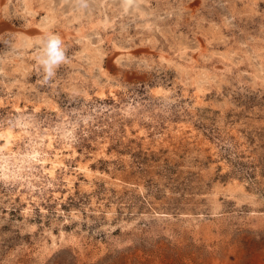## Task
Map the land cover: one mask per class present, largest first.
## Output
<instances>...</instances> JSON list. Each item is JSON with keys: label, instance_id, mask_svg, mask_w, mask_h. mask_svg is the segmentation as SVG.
<instances>
[{"label": "rangeland", "instance_id": "rangeland-1", "mask_svg": "<svg viewBox=\"0 0 264 264\" xmlns=\"http://www.w3.org/2000/svg\"><path fill=\"white\" fill-rule=\"evenodd\" d=\"M0 19V264H264V0Z\"/></svg>", "mask_w": 264, "mask_h": 264}, {"label": "clouds", "instance_id": "clouds-1", "mask_svg": "<svg viewBox=\"0 0 264 264\" xmlns=\"http://www.w3.org/2000/svg\"><path fill=\"white\" fill-rule=\"evenodd\" d=\"M59 38L50 37L45 48L46 59L42 60V63L46 65V70H50L52 65L57 64L63 59V52L59 48Z\"/></svg>", "mask_w": 264, "mask_h": 264}, {"label": "water", "instance_id": "water-1", "mask_svg": "<svg viewBox=\"0 0 264 264\" xmlns=\"http://www.w3.org/2000/svg\"><path fill=\"white\" fill-rule=\"evenodd\" d=\"M10 29V24L4 20V19H0V31L1 33Z\"/></svg>", "mask_w": 264, "mask_h": 264}, {"label": "bare ground", "instance_id": "bare-ground-1", "mask_svg": "<svg viewBox=\"0 0 264 264\" xmlns=\"http://www.w3.org/2000/svg\"><path fill=\"white\" fill-rule=\"evenodd\" d=\"M7 32V31H6ZM0 34H1V31H0ZM8 136V135H7Z\"/></svg>", "mask_w": 264, "mask_h": 264}]
</instances>
